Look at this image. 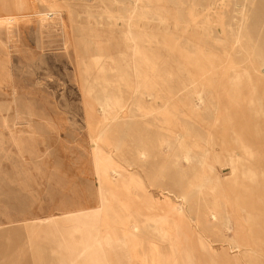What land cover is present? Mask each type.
Segmentation results:
<instances>
[{"label": "rangeland", "instance_id": "1", "mask_svg": "<svg viewBox=\"0 0 264 264\" xmlns=\"http://www.w3.org/2000/svg\"><path fill=\"white\" fill-rule=\"evenodd\" d=\"M0 264H264V0H0Z\"/></svg>", "mask_w": 264, "mask_h": 264}]
</instances>
